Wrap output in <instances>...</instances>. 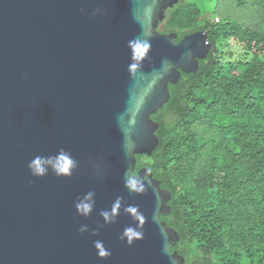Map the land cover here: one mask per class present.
Masks as SVG:
<instances>
[{"label": "water", "instance_id": "water-1", "mask_svg": "<svg viewBox=\"0 0 264 264\" xmlns=\"http://www.w3.org/2000/svg\"><path fill=\"white\" fill-rule=\"evenodd\" d=\"M179 1L0 0V264H185L160 219L171 193L148 168L135 174L160 144L152 115L170 85L212 48L205 32L158 31ZM81 201L90 216L77 214ZM127 227L143 238L128 245ZM97 240L110 256L98 257Z\"/></svg>", "mask_w": 264, "mask_h": 264}, {"label": "trees", "instance_id": "trees-1", "mask_svg": "<svg viewBox=\"0 0 264 264\" xmlns=\"http://www.w3.org/2000/svg\"><path fill=\"white\" fill-rule=\"evenodd\" d=\"M180 0L158 31L205 32L199 70L152 115L160 144L138 156L172 198L160 219L185 264H264V0Z\"/></svg>", "mask_w": 264, "mask_h": 264}, {"label": "clouds", "instance_id": "clouds-1", "mask_svg": "<svg viewBox=\"0 0 264 264\" xmlns=\"http://www.w3.org/2000/svg\"><path fill=\"white\" fill-rule=\"evenodd\" d=\"M145 48L149 47L148 44L144 45ZM73 159L71 158L70 155L68 154H62L61 158L59 159L57 168L59 169V171L61 173H67L69 176L72 174V169H73ZM30 169H36L37 171L34 173L36 175H39L41 177L44 176V171L43 169H40L39 167L34 168L33 163L29 165ZM130 188L136 189L137 192L140 191V189L137 187L135 181H133L131 184H129ZM91 195V193L89 194ZM94 204L93 203H88L86 201H81L79 203L75 204V208H76V212L78 215H83L85 217L90 216L92 209H93ZM114 207H115V203H114ZM137 208L138 206H134V205H130L129 206V211L137 213ZM140 217L141 220L144 219L143 214L142 213H137ZM102 217H104V219L106 221H109V223H114L115 220H109L110 216H111V211L110 210H105L101 213ZM101 227H103L101 225ZM79 231L81 233H84L86 231H88L87 226H81ZM97 230H93L92 234L95 235ZM133 238L135 239H141L143 238V232L133 229L131 227H127L124 229L123 233L120 236L121 240H126V243L128 245H131L133 242ZM94 247L95 249H100L99 252H97L98 257H107L110 256L111 253L110 251H108L104 246H103V242L100 240L94 241Z\"/></svg>", "mask_w": 264, "mask_h": 264}, {"label": "rangeland", "instance_id": "rangeland-1", "mask_svg": "<svg viewBox=\"0 0 264 264\" xmlns=\"http://www.w3.org/2000/svg\"><path fill=\"white\" fill-rule=\"evenodd\" d=\"M190 1H194V0H190ZM199 3H198V6L201 10H204L205 12H209L211 9H210V0H197Z\"/></svg>", "mask_w": 264, "mask_h": 264}]
</instances>
